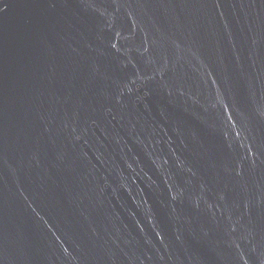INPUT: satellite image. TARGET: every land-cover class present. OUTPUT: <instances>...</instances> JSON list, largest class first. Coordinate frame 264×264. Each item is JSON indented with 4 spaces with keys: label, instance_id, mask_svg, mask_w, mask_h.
Instances as JSON below:
<instances>
[{
    "label": "water",
    "instance_id": "1",
    "mask_svg": "<svg viewBox=\"0 0 264 264\" xmlns=\"http://www.w3.org/2000/svg\"><path fill=\"white\" fill-rule=\"evenodd\" d=\"M0 264H264V0H0Z\"/></svg>",
    "mask_w": 264,
    "mask_h": 264
}]
</instances>
